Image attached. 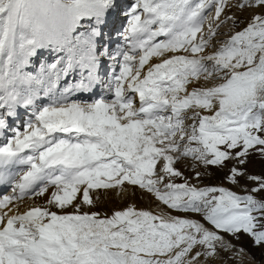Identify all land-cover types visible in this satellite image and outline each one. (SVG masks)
Instances as JSON below:
<instances>
[{
	"label": "snow or ice",
	"instance_id": "obj_1",
	"mask_svg": "<svg viewBox=\"0 0 264 264\" xmlns=\"http://www.w3.org/2000/svg\"><path fill=\"white\" fill-rule=\"evenodd\" d=\"M231 8L261 11L214 44ZM253 152L264 156V0H0V183L12 186L0 264H200L234 248L228 236L264 245V175L243 168ZM189 158L234 160L225 178L255 186L177 183ZM126 186L168 211L82 210Z\"/></svg>",
	"mask_w": 264,
	"mask_h": 264
},
{
	"label": "rangeland",
	"instance_id": "obj_2",
	"mask_svg": "<svg viewBox=\"0 0 264 264\" xmlns=\"http://www.w3.org/2000/svg\"><path fill=\"white\" fill-rule=\"evenodd\" d=\"M124 2L127 3L129 0H124ZM232 2L235 3L236 0H232ZM259 11H261L259 8L246 9L244 11H241L237 8L226 9V15L234 16L236 17V20L235 22L228 20L226 23L221 25L218 35L215 37V39L222 37L217 39L218 42L226 40L233 32L239 31L246 26L253 12ZM221 19H224L223 15ZM116 23L117 25L115 30H112V33L115 34L113 42L118 44L121 43V41L116 30L126 22L124 21L123 17H121L116 21ZM112 63L113 62L111 61L105 62L106 70L110 71V65ZM36 68H38V62L35 63L29 70H35ZM211 83H215V81ZM98 90L99 91L94 93V95H99L101 93V90ZM92 98L93 97L90 96L83 100H91ZM20 112L19 118L13 122V127L22 126L29 118V113L24 109H21ZM188 123H191V121H188ZM235 164L236 162L233 160L228 161L227 166L224 168H220L218 166L205 167L203 164H197L192 161L191 158H189L176 164V167L183 173V176L176 177L174 179L177 183H182L186 179L189 183L195 184L197 186L222 185L243 194L246 189L250 190L252 187H254L255 183L253 181L247 180L246 178H242L239 185H233L230 181H228L225 177L229 173V169ZM161 166L162 163L158 164V168ZM243 168L246 169L247 173L250 175H264V156H261L258 152L251 153L248 158V162L243 166ZM14 170L16 172L21 171L20 168H16ZM197 171L201 173L199 178L196 177ZM0 188V196L9 195L12 192V186L10 183H5ZM260 195H264V193H261ZM25 201L26 199L20 202V204L25 203ZM164 211H168V209H165ZM172 214L181 216L185 215L184 213L175 211H173ZM227 239L231 240L232 244L235 245L234 248L228 251L220 250L218 251V254L212 258H202L200 264H264V245H256L250 236L243 233L240 234L239 239L231 236H228ZM240 249H243V251L241 252Z\"/></svg>",
	"mask_w": 264,
	"mask_h": 264
},
{
	"label": "bare ground",
	"instance_id": "obj_3",
	"mask_svg": "<svg viewBox=\"0 0 264 264\" xmlns=\"http://www.w3.org/2000/svg\"><path fill=\"white\" fill-rule=\"evenodd\" d=\"M116 25L117 23L115 22L114 26L111 29V41L112 42H113L114 35H115L112 33V30H115ZM220 38L222 37L216 38L213 41V43L218 44L217 39H220ZM112 45L115 46L116 43L113 42ZM98 91L99 90L97 89L96 92ZM88 97L90 96L87 94H84V95L79 96L78 98L83 100ZM20 111L21 109L19 110V112ZM126 187H127V191L123 193H121L119 189H110V190L101 189V190H97L93 192L94 199L98 197V199H95V205L92 207L84 206L82 210L99 212L102 215L104 214L111 215L114 210H121L130 204H134L139 209H147L155 213H159L166 209V207L163 206L161 202L156 200V198L152 196L151 194L146 193L144 190L138 187H132V186H126ZM25 199H26L25 203H21L19 205V211H24L28 207L34 206V205H44L46 203L47 196L37 197V198H27L26 197ZM70 210L71 209H69V211Z\"/></svg>",
	"mask_w": 264,
	"mask_h": 264
}]
</instances>
